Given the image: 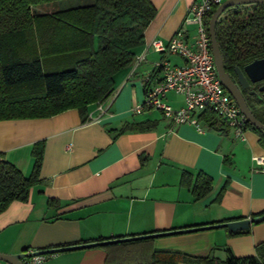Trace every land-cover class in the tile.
I'll list each match as a JSON object with an SVG mask.
<instances>
[{
  "label": "crops",
  "instance_id": "crops-1",
  "mask_svg": "<svg viewBox=\"0 0 264 264\" xmlns=\"http://www.w3.org/2000/svg\"><path fill=\"white\" fill-rule=\"evenodd\" d=\"M150 1L157 15L141 31L144 44L134 51L145 58L116 76L103 111L90 105L85 123L76 109L50 118L0 121V155L24 176L33 171L35 146H44L40 182L28 202H13L0 214L1 254H36L252 220L264 213V173L252 161L264 157L258 132L246 128L244 139H236L204 126L203 133L191 125L175 126L156 110L134 113L145 102L146 80L165 58L148 49L149 43L168 44L180 30L193 42L195 27L185 20L200 0ZM168 60L184 64L177 56ZM166 102L175 110L185 106L173 93ZM146 122L157 124L149 131L120 133L126 124ZM200 172L213 179V189L196 201L192 188ZM50 200L57 204L49 206ZM263 242L264 221L234 236L214 228L61 252L42 264H150L152 252L225 261L227 250L236 258L255 257Z\"/></svg>",
  "mask_w": 264,
  "mask_h": 264
},
{
  "label": "trees",
  "instance_id": "trees-1",
  "mask_svg": "<svg viewBox=\"0 0 264 264\" xmlns=\"http://www.w3.org/2000/svg\"><path fill=\"white\" fill-rule=\"evenodd\" d=\"M58 1L0 0V121L50 118L76 109L85 123L90 105L104 103L113 96L116 76L134 64V51L144 44L141 31L157 15L150 0H95L85 7L49 9ZM212 14L206 21L208 27ZM215 34L226 70L263 59L264 4L228 9L220 17ZM157 75H151L150 83ZM246 101L264 124V104L256 99ZM197 116L208 130L229 133L215 113L205 111ZM156 124H126L120 133L149 131ZM246 128L258 132L264 144L263 131L249 123ZM43 154L44 146H35L33 171L28 177L0 155V214L13 202H28L32 189L40 182ZM187 176L184 174L183 179ZM212 189L213 179L198 173L192 188L195 200L207 197ZM56 204L54 200L48 202L49 206ZM249 231L228 230V235ZM139 242L152 239L116 245ZM227 253V259L220 261L152 252L149 263L264 264V242L257 246L255 257L236 258L230 250Z\"/></svg>",
  "mask_w": 264,
  "mask_h": 264
},
{
  "label": "built area",
  "instance_id": "built-area-1",
  "mask_svg": "<svg viewBox=\"0 0 264 264\" xmlns=\"http://www.w3.org/2000/svg\"><path fill=\"white\" fill-rule=\"evenodd\" d=\"M226 0H200L191 5L186 25L195 27V38L189 42L184 30L178 31L168 44L158 39L151 41L148 49L155 53L164 54L165 58L156 64L159 78L150 83L146 90L145 102L137 107L134 113L140 114L144 109L162 112L164 117L175 126L191 125L200 133L204 128L197 115L211 111L229 128V134L236 139H244L246 118L241 113L236 101L223 87L214 62L209 36L207 18ZM169 56H177L183 65H174ZM145 58L141 54L135 58L139 64ZM145 85V87H146ZM169 93L182 96L185 106L175 110L166 102ZM103 111L102 103L98 104ZM253 163L264 173V157H253ZM48 255L28 254L26 264H42Z\"/></svg>",
  "mask_w": 264,
  "mask_h": 264
},
{
  "label": "water",
  "instance_id": "water-1",
  "mask_svg": "<svg viewBox=\"0 0 264 264\" xmlns=\"http://www.w3.org/2000/svg\"><path fill=\"white\" fill-rule=\"evenodd\" d=\"M256 4H264V0H226L223 4H221L212 14L210 22H209V36L211 39V48L212 54L214 57V62L218 71V75L223 87L230 93L233 99L236 101L238 107L241 110V113L246 118L247 123H249L252 127L257 128L264 132V124L258 120L255 115L252 113L250 107L248 106L246 100L244 99L240 89L230 80L228 77L224 63L222 59V55L220 52V48L216 39L215 28L220 19V17L230 8L240 7V6H250ZM236 73L238 76V81L240 87L244 90L250 88V83L259 84L264 82V58L255 60L254 62L244 66L243 69L237 68ZM259 93H263L262 97L259 100L264 103V85L258 89ZM264 220V216L252 219V220H243L238 222H231L227 224H219L215 226H207L201 228H190L185 230H177L174 232L162 233V234H151L145 236H137L132 238H124L117 240H109L104 242H98L95 244H87L83 246H74L69 248H61L56 250L44 251L36 253V255H54L61 252L71 251V250H79L89 247H103L106 245L127 243L131 241H138L143 239H154L157 237H165V236H173V235H182L192 232H198L203 230H209L214 228H226L230 232H238V231H246L250 228V226L254 223L260 222ZM27 259L26 254H18V255H7L0 253V261L6 262L8 264H26L25 260Z\"/></svg>",
  "mask_w": 264,
  "mask_h": 264
},
{
  "label": "flooded vegetation",
  "instance_id": "flooded-vegetation-1",
  "mask_svg": "<svg viewBox=\"0 0 264 264\" xmlns=\"http://www.w3.org/2000/svg\"><path fill=\"white\" fill-rule=\"evenodd\" d=\"M224 68H225V66H224ZM237 68L243 69L244 67H235L234 69H230V70H226L225 69V71H226L228 77L230 78V80L240 89V91H241V93H242V95H243V97H244L245 100H247V99H256V100H259L260 99L259 97H262L263 96V93H259L258 92V89L261 86L264 85V82L259 83V84H252V83H250V88L249 89H246V90L242 89L240 87V84H239V81H238V76H237V73H236V69Z\"/></svg>",
  "mask_w": 264,
  "mask_h": 264
},
{
  "label": "rangeland",
  "instance_id": "rangeland-1",
  "mask_svg": "<svg viewBox=\"0 0 264 264\" xmlns=\"http://www.w3.org/2000/svg\"><path fill=\"white\" fill-rule=\"evenodd\" d=\"M95 0H61L55 3L52 8H49L51 10H59V11H64V10H69V9H74L78 7H85L89 6L92 3H94ZM45 10V8L43 9Z\"/></svg>",
  "mask_w": 264,
  "mask_h": 264
}]
</instances>
